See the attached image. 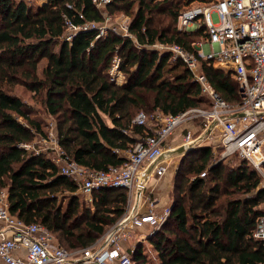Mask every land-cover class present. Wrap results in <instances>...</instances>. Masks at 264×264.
Masks as SVG:
<instances>
[{"label": "trees", "instance_id": "16d2710c", "mask_svg": "<svg viewBox=\"0 0 264 264\" xmlns=\"http://www.w3.org/2000/svg\"><path fill=\"white\" fill-rule=\"evenodd\" d=\"M192 1L110 0L100 7L94 0H0V193L8 190L13 214L46 225L70 250L91 245L119 220L127 209L126 189L94 190L87 204L52 156L25 146L48 132L17 88L33 92L56 120L58 144L72 160L93 170L121 166L128 160L124 152L155 133L156 123H134L140 111L153 117L209 106L188 64L154 46L195 51L204 27L177 25ZM104 12L129 15V34L98 36L92 27L67 39V21L102 24ZM118 57L126 76L121 84L111 75ZM201 69L224 99L240 102L238 80L207 62ZM237 156L233 165L213 163L212 147L200 146L181 157L171 213L147 243L155 254L140 245L135 264L264 263V244L254 235L264 215L263 178Z\"/></svg>", "mask_w": 264, "mask_h": 264}, {"label": "built area", "instance_id": "2783aa9c", "mask_svg": "<svg viewBox=\"0 0 264 264\" xmlns=\"http://www.w3.org/2000/svg\"><path fill=\"white\" fill-rule=\"evenodd\" d=\"M26 1L34 3V0ZM109 1L94 0L100 7ZM194 1L180 12L177 24L179 30L204 27L202 40L194 43L195 51L179 44L154 46L188 64L209 106L191 107L178 114H154L155 133L140 139L123 165L107 170H93L72 160L56 139L53 159L59 172L76 181L78 191L87 195L88 203L93 201L94 190L123 188L128 192L127 209L94 243L70 250L60 245L46 225L26 222L13 214L8 190L3 189L0 193V264H135L134 254L139 246L146 245L158 232L172 209L167 206L156 211V200L148 192V182L153 174L161 176L167 171L176 151L167 144L168 140L178 127L188 122H198L203 132L195 135L187 131L181 144L184 150L202 146L205 138L210 139L220 130L218 143L224 149L223 155H239L264 176V0H201L205 1L202 4ZM213 11L219 16L216 23L212 20ZM130 20L124 26L125 32L101 23L75 26L67 21V39H71L75 30L92 27L100 31L98 36H105L110 30L127 35ZM120 62L116 58L111 70L113 79L117 71L121 72ZM203 62L238 80L240 102L230 103L215 90L201 69ZM147 118L148 114L140 111L134 123L146 124ZM33 145L25 146L34 150ZM39 151L35 149L36 154ZM143 207L145 211L141 210ZM254 235L264 244V215L259 216Z\"/></svg>", "mask_w": 264, "mask_h": 264}, {"label": "rangeland", "instance_id": "374dc122", "mask_svg": "<svg viewBox=\"0 0 264 264\" xmlns=\"http://www.w3.org/2000/svg\"><path fill=\"white\" fill-rule=\"evenodd\" d=\"M34 2H39V0H34ZM194 2L195 3L202 4L205 1L195 0ZM187 7H189V6H187ZM186 8H184L183 10H185ZM104 13L106 15V20H105L104 23H102V25L109 26V27H112V28L113 27H118V29L121 32H125L124 31V26L126 24H128V18H131L129 15L125 14L124 12H118V13H113V14L108 13V12H104ZM211 15H212V20L215 23L219 21V16H218V13L216 11H213ZM200 40H202V38H199L197 40V42L200 41ZM42 64L44 65L45 64V61L42 62ZM120 78L123 79V76H122V74L119 71H117L116 72V76H115L114 79H115V81L118 84H120V80H119ZM17 93H18V95L22 96V98L25 101H27L28 103L34 105V107H35L34 110L36 112L35 114H38V116H41L44 119V122L46 124V130L48 132V137L46 138L47 139V142H45L42 137H37L35 139V142H33L34 148H36V149H38L40 151L46 152L50 156L53 157L55 155L56 149H57V143H56L57 140L56 139H58L57 129H56V120L53 117L49 116L48 114H46L44 112V109H43V107L41 106L40 103H36V100H34L33 97H32L33 92L27 90L23 86H19L17 88ZM155 123H156V121H155L154 117L148 115L146 124H148V125L151 126V125H154ZM186 132H187V130L185 129L183 131V133L185 134ZM193 132L195 133V135L201 134L203 132V130L201 129L200 124H198V128L195 131H193ZM219 135H220V130H216L214 132L213 137H211L210 139L205 138V140L202 142V146H211L212 147L213 152H214V158H213L212 162L213 163H219V162H222L223 163L224 162V163L230 164V165H233V164L238 163L240 159H239V157L237 155H231V156H224L223 155L224 149L218 143L219 142ZM197 148H195V149H197ZM195 149H190V150H195ZM185 151L186 150H183L182 153L176 155L177 157L174 156L172 158V160L170 161V163H173V162L175 163L177 161L176 164H178V162L181 159V157L185 153L189 152V151H187V152H185ZM194 155L195 154L191 155V157L194 158ZM168 172H172L171 175L173 176L171 178L170 190H169V197L170 198H173L172 197L173 196V188H174L173 186H174V182H175V178H176V173L178 172V165L175 167V169H173V168L171 170L169 169ZM262 178L263 179H262V184L261 185L264 186V176L263 175H262ZM149 189H151V188H149ZM77 192L80 194V196L85 200V202L87 204H90L87 201V195L85 193L80 192V191H77ZM149 194L151 196H153L150 192H149ZM148 244H146L144 246L145 253H150L151 254V252H152L153 254H155V251L152 250L151 247ZM157 260H158V258L155 259V262H157Z\"/></svg>", "mask_w": 264, "mask_h": 264}, {"label": "crops", "instance_id": "0c3cea01", "mask_svg": "<svg viewBox=\"0 0 264 264\" xmlns=\"http://www.w3.org/2000/svg\"><path fill=\"white\" fill-rule=\"evenodd\" d=\"M46 0H39V2H34V4H42L44 3ZM123 76V79L120 78V84L123 83L126 79V76L120 72ZM198 128V122H188L180 127H178L173 134L170 136L169 140H168V145L175 147L176 151L172 156H176L180 153H182L181 148H182V139L183 136L187 133H183V131L186 129L187 131L191 130V131H195ZM126 154V156L128 155L129 151L124 152ZM177 157V156H176ZM162 159V157L158 160V162ZM177 161L174 163H170L167 171L159 176L157 174H153L152 177L150 178L149 182H148V192H150L153 197H155L156 200V211L160 212L163 210V208L167 207V206H172L173 205V198L169 197V190H170V183H171V178L173 177L171 175L172 172H168L169 169L171 170L172 168L175 169V167L177 166ZM151 188V189H149ZM142 211H145L146 208L143 207L141 209ZM145 245V244H144Z\"/></svg>", "mask_w": 264, "mask_h": 264}, {"label": "water", "instance_id": "95a60500", "mask_svg": "<svg viewBox=\"0 0 264 264\" xmlns=\"http://www.w3.org/2000/svg\"><path fill=\"white\" fill-rule=\"evenodd\" d=\"M183 150H184V149H183V148H181V151H182V152H183ZM187 151H190V149H189V150H187ZM187 151H185V152H187ZM160 158H161V157H160ZM160 158H159V159H160Z\"/></svg>", "mask_w": 264, "mask_h": 264}]
</instances>
